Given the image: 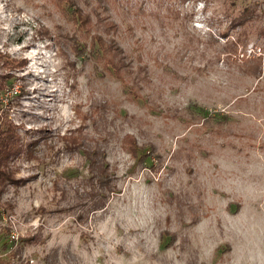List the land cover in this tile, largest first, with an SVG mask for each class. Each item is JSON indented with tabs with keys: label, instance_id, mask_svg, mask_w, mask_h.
Returning <instances> with one entry per match:
<instances>
[{
	"label": "rangeland",
	"instance_id": "374dc122",
	"mask_svg": "<svg viewBox=\"0 0 264 264\" xmlns=\"http://www.w3.org/2000/svg\"><path fill=\"white\" fill-rule=\"evenodd\" d=\"M256 1L0 0V264H264Z\"/></svg>",
	"mask_w": 264,
	"mask_h": 264
},
{
	"label": "trees",
	"instance_id": "16d2710c",
	"mask_svg": "<svg viewBox=\"0 0 264 264\" xmlns=\"http://www.w3.org/2000/svg\"><path fill=\"white\" fill-rule=\"evenodd\" d=\"M183 3H189V2H202L203 0H181ZM260 4L256 1L253 4L248 3L243 8L238 10L231 19V24L233 29L236 31V38L233 39V41L228 42L227 46L229 47V50L227 52H233L235 56L239 53V47L240 45H243L245 48V43L243 38L245 37L248 39L247 36V30H250L251 28H254V31H257L258 38L263 39L264 38V25H258V21L262 20L263 17V11L260 10ZM262 13V14H261ZM248 31V32H250ZM226 36V35H224ZM101 42V40H99ZM97 42V40H96ZM102 44V43H101ZM117 56H120L122 53V50H117ZM120 53V54H119ZM264 54V52H263ZM246 57V56H244ZM239 69L244 75H252L257 76L262 73L264 70V62L262 61L261 57H255L250 56L247 60H244L240 65ZM204 119V118H203ZM208 121L215 122L216 124H225L228 123V119L223 118L222 120H216L213 117H208ZM8 137L7 135L0 138V153L5 155L9 152L10 148L7 147ZM0 178L8 180L7 176L2 173L0 170Z\"/></svg>",
	"mask_w": 264,
	"mask_h": 264
}]
</instances>
